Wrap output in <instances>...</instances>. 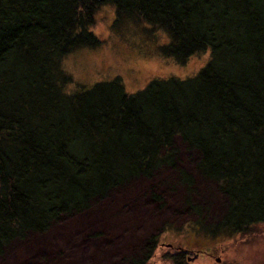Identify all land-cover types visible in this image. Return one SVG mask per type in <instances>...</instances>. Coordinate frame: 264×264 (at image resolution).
Masks as SVG:
<instances>
[{
  "label": "trees",
  "instance_id": "obj_1",
  "mask_svg": "<svg viewBox=\"0 0 264 264\" xmlns=\"http://www.w3.org/2000/svg\"><path fill=\"white\" fill-rule=\"evenodd\" d=\"M105 4L114 24L167 33L163 56L184 63L209 49V61L133 94L119 77L67 92L62 59L101 45L91 27ZM179 142L198 155V178L181 168ZM135 180L180 188L195 232L230 238L264 224V0H0V257ZM206 185L224 199L214 218ZM157 244L120 264H147ZM169 259L188 264L184 250Z\"/></svg>",
  "mask_w": 264,
  "mask_h": 264
},
{
  "label": "rangeland",
  "instance_id": "obj_2",
  "mask_svg": "<svg viewBox=\"0 0 264 264\" xmlns=\"http://www.w3.org/2000/svg\"><path fill=\"white\" fill-rule=\"evenodd\" d=\"M114 19L113 5L100 6L91 30L101 45L77 49L62 59V69L72 79L67 92L119 77L125 91L133 94L154 79L191 78L210 59L207 49L178 63L160 53L169 41L167 33L144 22L114 24ZM179 146L181 168L198 178V155L186 151L180 142ZM162 174L174 177L171 170ZM152 186L135 180L113 190L103 204L94 203L88 211L58 221L45 234L14 242L0 257V264H120L152 236H158V244L147 264H172L169 256L180 250L186 252L188 264H264V224L230 238L195 232L189 224L197 216L182 201V190ZM205 188L202 207H211L210 218L217 217L223 210V196L212 185Z\"/></svg>",
  "mask_w": 264,
  "mask_h": 264
},
{
  "label": "water",
  "instance_id": "obj_3",
  "mask_svg": "<svg viewBox=\"0 0 264 264\" xmlns=\"http://www.w3.org/2000/svg\"><path fill=\"white\" fill-rule=\"evenodd\" d=\"M168 246H169V247H171L172 245H170V244H169ZM196 257H197V255H195V257H194V258H196Z\"/></svg>",
  "mask_w": 264,
  "mask_h": 264
}]
</instances>
